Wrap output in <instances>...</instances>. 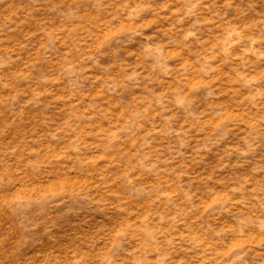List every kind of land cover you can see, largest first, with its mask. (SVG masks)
I'll return each instance as SVG.
<instances>
[{
    "label": "rangeland",
    "instance_id": "374dc122",
    "mask_svg": "<svg viewBox=\"0 0 264 264\" xmlns=\"http://www.w3.org/2000/svg\"><path fill=\"white\" fill-rule=\"evenodd\" d=\"M0 264H264V0H0Z\"/></svg>",
    "mask_w": 264,
    "mask_h": 264
}]
</instances>
